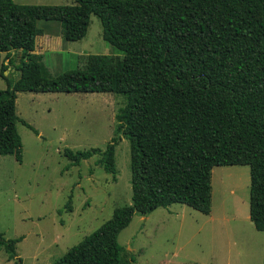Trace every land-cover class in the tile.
I'll list each match as a JSON object with an SVG mask.
<instances>
[{"label": "trees", "instance_id": "1", "mask_svg": "<svg viewBox=\"0 0 264 264\" xmlns=\"http://www.w3.org/2000/svg\"><path fill=\"white\" fill-rule=\"evenodd\" d=\"M21 4L0 0V155L22 162L17 92H111L125 97L104 149H64L70 165L91 155L116 180L115 148L129 141L131 204L117 206L98 228L51 264H122L119 233L135 214L185 204L211 212L215 166L249 165V219L264 231V0H72ZM118 55L78 54L55 76L35 52L39 20L58 21L66 40L82 39L90 15ZM21 55L15 62L14 54ZM9 70L8 74L5 71ZM0 249L22 264L16 244ZM199 264V263H194Z\"/></svg>", "mask_w": 264, "mask_h": 264}, {"label": "rangeland", "instance_id": "2", "mask_svg": "<svg viewBox=\"0 0 264 264\" xmlns=\"http://www.w3.org/2000/svg\"><path fill=\"white\" fill-rule=\"evenodd\" d=\"M46 1L42 4H73ZM37 26L58 45L46 47L41 36L35 47L52 76L76 68L78 54H124L102 38L95 14L90 15L85 36L76 41L63 37L58 21L39 20ZM20 55V50L14 54L16 63ZM0 56L7 63L5 53ZM5 87L0 77V88ZM124 103L123 95L111 92H17V115L38 133L18 121L22 162L0 155V232L5 238L22 237L15 248L22 264H51L107 220L115 207L131 204L125 137L120 136L115 148L116 180L95 163L99 155L79 165H70L64 155L65 148L104 149ZM249 183V165L215 166L210 214L181 203L135 214L118 235L124 246L121 263L264 264V231L256 230L249 219ZM0 264H14L3 249Z\"/></svg>", "mask_w": 264, "mask_h": 264}, {"label": "crops", "instance_id": "3", "mask_svg": "<svg viewBox=\"0 0 264 264\" xmlns=\"http://www.w3.org/2000/svg\"><path fill=\"white\" fill-rule=\"evenodd\" d=\"M14 1L17 2V3H21V4H30V3L31 4L32 3L42 4V3H47L46 0H14ZM41 36H43V42L45 43L46 47H49V48H52V49H54L55 47H58L57 43L53 39H51V37L54 38V36L53 35H49L48 33L46 34L45 30H44V33L42 35L36 36V39H35V47L36 48L38 47L37 46V39H38V37H41ZM49 36H51V37H49ZM35 52H37V50H35Z\"/></svg>", "mask_w": 264, "mask_h": 264}]
</instances>
